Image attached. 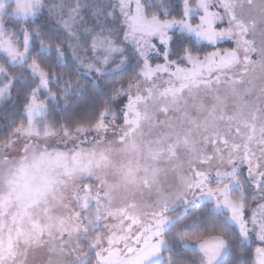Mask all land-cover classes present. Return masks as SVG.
<instances>
[{"label":"snow or ice","instance_id":"obj_1","mask_svg":"<svg viewBox=\"0 0 264 264\" xmlns=\"http://www.w3.org/2000/svg\"><path fill=\"white\" fill-rule=\"evenodd\" d=\"M0 264H264V0H0Z\"/></svg>","mask_w":264,"mask_h":264},{"label":"trees","instance_id":"obj_2","mask_svg":"<svg viewBox=\"0 0 264 264\" xmlns=\"http://www.w3.org/2000/svg\"><path fill=\"white\" fill-rule=\"evenodd\" d=\"M75 103H76V101H73L72 102V105L74 106L75 105ZM72 109H71V107L69 108V111H71Z\"/></svg>","mask_w":264,"mask_h":264}]
</instances>
